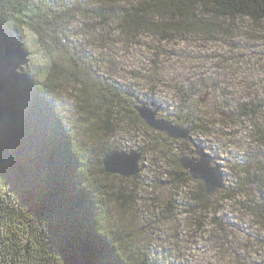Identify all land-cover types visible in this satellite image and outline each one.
I'll return each instance as SVG.
<instances>
[{
	"label": "trees",
	"instance_id": "16d2710c",
	"mask_svg": "<svg viewBox=\"0 0 264 264\" xmlns=\"http://www.w3.org/2000/svg\"><path fill=\"white\" fill-rule=\"evenodd\" d=\"M114 3L115 0H105L103 6L84 10L66 0H0V264H212L186 253L184 244L167 247L161 261L156 260L157 256L148 247L132 251L124 244L123 220L111 217L107 208V194L110 193L106 180H132L105 175L102 167L103 179L91 173L77 134L68 128L50 97L55 87L78 80L75 97L78 113L97 124L100 112L105 117V125L111 123V131H116L118 137L100 144L98 164L114 148L142 147L146 150L151 146L150 140L137 143L132 139L129 130H125L128 127H122L120 116L131 113L148 130L142 120L137 119L132 105L146 102L163 108L166 97L160 95L158 88L166 87L167 83L158 78L154 67L161 55H170L172 59L194 65L190 77L180 81L170 79L176 102V113L168 115L170 120L189 123L194 136L209 134L215 120L220 124H239L245 133L253 132L248 138L258 147L264 139L263 101L244 96L238 90L241 102H231L233 93L227 92L232 88L228 84L230 78L226 74L217 75L213 68L201 71L199 57L169 54L157 46L151 48L154 57L148 64L149 69L145 68L148 75H142V86L122 82L115 88L104 72L106 67L109 73L116 75V69L106 65L109 60L123 59L131 46L143 44L142 39L146 37L151 38L152 43L188 41L199 36L212 41L217 35H223L221 21L243 17L255 24L264 21V0ZM79 15L90 19L86 31L94 35L89 48L80 40L71 39L69 34ZM29 36L44 44L51 55H56V60L50 58V72L47 67L38 68L34 73L27 70L7 72L3 64L12 51L11 41L23 39L27 45ZM97 49L101 52L96 56ZM130 74L131 79H139V72L131 71ZM215 74L217 76L213 77ZM206 90L209 97L201 103L197 95ZM223 108L229 118L217 114ZM172 142L177 145L176 151L183 154L192 149L194 143ZM202 148L211 150L206 144H202ZM246 157L240 170L235 171L239 177L229 180L223 175L224 182H230L234 193L220 190L209 197L202 182L196 181L198 190L187 196L183 206L174 205L172 200L158 203L157 216L168 215L170 222L177 216L174 210L182 207L183 232L193 239L211 225V230L218 234L212 241L214 246L220 252L229 248L236 264L254 263L247 255L240 254L244 244L230 239L227 245L224 235H227L230 219L221 213L218 195L221 192L231 199L244 197V203L236 204L244 205L246 212L264 226V160L261 154ZM176 161L178 163V158ZM250 166L254 171L250 172ZM250 183L255 184L258 191L255 196L246 189ZM148 217L144 218V225L153 228L157 224L155 214ZM136 219L130 216L129 223ZM173 228L172 239L176 240L179 231ZM186 245L190 247L188 242ZM193 251L199 253L200 248Z\"/></svg>",
	"mask_w": 264,
	"mask_h": 264
},
{
	"label": "rangeland",
	"instance_id": "374dc122",
	"mask_svg": "<svg viewBox=\"0 0 264 264\" xmlns=\"http://www.w3.org/2000/svg\"><path fill=\"white\" fill-rule=\"evenodd\" d=\"M66 1L77 4L85 8L84 10L105 5V0ZM129 1L115 0L114 4L126 5ZM89 22L90 19L86 15H79L71 25L70 30L72 32H69L71 39L74 41L80 40L86 48H89L92 41L91 37L94 35H89V31H86V25ZM219 24L221 30H224L222 31L223 35H217L212 41H205L199 36L188 41L152 43L151 38H144L143 36L144 39H141L144 43H135L131 46L123 59L113 58L109 60H113L117 66V74L109 73L104 66V75L115 88L122 82L142 86V75H148L149 72L145 71V68L149 69L148 64L154 57L151 48L157 46L159 50L166 51L169 54L179 53L181 56L190 55L192 58H201V71L213 68L217 75L226 74L231 80L228 84L232 88H228L227 91L233 93V98L230 99L231 102H241L242 96L237 92L240 90L244 96L256 97L264 103V21L255 24L250 19L243 17L236 18L234 21H221ZM11 44L12 51L3 64L7 72L27 70L34 73L36 69L45 67L49 68L48 72H50V62H52V59H57L56 55H51V51L36 40L34 36H29L27 45L23 42V39L20 42L12 40ZM100 52L97 49L95 51L96 56ZM51 57L52 59H50ZM179 60L172 59L170 55L168 57L161 55L157 66L154 67L156 73H158V78L167 83L166 87L160 86L158 88L160 95L163 98L166 97V104L162 108L159 104L154 103L160 108L157 116L171 123L173 122L168 115L176 113V102L173 99L175 92L173 80L180 81L190 77L192 73L190 70L194 66L182 59ZM182 64H184L183 68H181ZM106 65L114 68L110 63ZM151 68L153 69L152 64ZM131 71L139 72V79H131ZM217 75L215 74L213 77ZM76 82L79 81L58 84L61 86L54 88V93L50 98L56 104L59 114L68 124V128L77 134L76 136L84 149L91 173L103 179L100 174L102 164H98L97 161L98 148L100 144L109 143L111 140L116 139L118 133L111 131V123L105 125L103 121L105 117L102 113L99 112L97 124L93 123L92 120L85 119L81 113H78L77 102L75 101L76 90L78 89ZM197 97L204 98L202 93L198 94ZM120 119L123 123L122 127H128L125 130H129L128 134L137 143H140L143 139H149L151 142L150 148L146 150L143 148L144 152L140 161L142 170L137 180L131 182H123L118 178H108L106 180L107 186H109L107 192L110 193L107 194V208L111 217L118 216L123 220L121 228L124 244L132 251L148 247L157 256V261L162 260V254L167 253V247L177 243L180 247L184 244L183 248L186 249L184 250L186 253H191L193 256L197 255L198 261L205 262L206 260L212 264H236L233 260L234 254L229 248L227 250L222 249L220 252L217 246H214L215 244L212 241H215L214 238L218 234L211 230V225H208L205 231L200 232L194 239L188 233L183 232L184 214L181 211L182 207L174 210L173 214L177 215L174 221H168V215L166 217L157 216L160 211L158 203L162 204L165 200H172L174 205L183 206L187 196L198 190L199 186L196 181L199 180L186 179V172L180 168L176 161L183 153L176 151L177 145L172 142L174 140L167 138L163 133L149 128L146 130L145 126L136 120L131 113L121 115ZM213 123L214 129L209 134L200 133L194 136L191 133V141L199 145L200 148H202V144H206L211 148V150L202 149L213 157L212 164L217 166L227 179L233 180L235 177H239L235 171L240 170V167L243 166L244 157L250 154H261L264 160V139L258 147L253 146L250 138H248V135L253 132L248 131L245 133L239 124H236V126L220 124L217 120ZM198 132L202 131L198 129ZM119 136H122V134H119ZM123 136L128 139V136ZM252 171H254V168L250 166V172ZM225 184L231 186L229 181H226ZM247 191L249 190L247 189ZM218 198L221 199L219 208L221 213L230 219L227 226V235H224L227 245L230 243V239L238 240L239 244H244V250L240 254L247 255V258H251L250 261L254 264H264V226L246 212V209L242 207L244 205L236 204V202L244 203L245 198L240 196L231 199L221 192H219ZM153 214H155V217L157 216V224L153 228L140 230L145 223L144 218H149L148 216ZM132 215L136 216L137 219L134 223H129ZM236 223L241 224L236 225ZM173 227H176V230L179 231V235L177 233L179 238L176 240L172 239V236H174ZM245 237L248 238L247 243H245ZM186 242L190 244V247L186 245ZM198 247L200 248L199 253L193 251Z\"/></svg>",
	"mask_w": 264,
	"mask_h": 264
},
{
	"label": "water",
	"instance_id": "95a60500",
	"mask_svg": "<svg viewBox=\"0 0 264 264\" xmlns=\"http://www.w3.org/2000/svg\"><path fill=\"white\" fill-rule=\"evenodd\" d=\"M108 63L114 66L115 69L117 68L113 60ZM202 95L204 98L199 97L201 103L208 98L209 91L206 90ZM132 109L148 128L163 133L167 138L186 142L192 140V129L189 123L176 125L158 117L157 114L160 112V108L154 103H136L132 105ZM217 114L229 118L224 108L218 110ZM143 152V148L130 150L114 148L102 157V171L106 174L117 175L121 178L135 181L141 174L142 168L140 161ZM212 163L213 157L195 143H193L191 150L178 157V165L180 168L186 172L189 178L202 182L207 196L211 197L220 190L234 193L233 188L226 186L223 174L219 168ZM246 189L253 196L258 194L256 186L253 183H250ZM147 225H144L141 229L143 230Z\"/></svg>",
	"mask_w": 264,
	"mask_h": 264
},
{
	"label": "flooded vegetation",
	"instance_id": "af4514ba",
	"mask_svg": "<svg viewBox=\"0 0 264 264\" xmlns=\"http://www.w3.org/2000/svg\"><path fill=\"white\" fill-rule=\"evenodd\" d=\"M193 144H191V146H192ZM191 150V149H190Z\"/></svg>",
	"mask_w": 264,
	"mask_h": 264
}]
</instances>
